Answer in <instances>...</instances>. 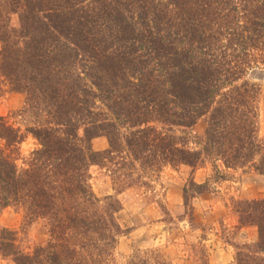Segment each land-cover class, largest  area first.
<instances>
[{"label":"trees","instance_id":"trees-1","mask_svg":"<svg viewBox=\"0 0 264 264\" xmlns=\"http://www.w3.org/2000/svg\"><path fill=\"white\" fill-rule=\"evenodd\" d=\"M8 13L18 28L5 25ZM260 65L264 0H0V77L31 111L49 107L46 124L24 129L38 148L20 165L14 153L24 136L0 116V212L19 207L48 234L25 254L15 232L0 229V254L14 264H115L126 232L115 217L120 205L97 198L88 179L91 165L111 163L121 149L133 169H194L214 158L264 175L260 87L240 82ZM201 119L195 142L185 130ZM100 136L108 149L94 152ZM238 205L258 239L240 246L233 264H264V199ZM129 264L168 263L156 252Z\"/></svg>","mask_w":264,"mask_h":264},{"label":"rangeland","instance_id":"rangeland-1","mask_svg":"<svg viewBox=\"0 0 264 264\" xmlns=\"http://www.w3.org/2000/svg\"><path fill=\"white\" fill-rule=\"evenodd\" d=\"M4 23L18 28L17 14H5ZM243 80L260 87L257 134L264 144V65L251 68L240 82ZM97 106L103 114L108 113L102 104ZM31 110L26 104V95L11 91L0 77V116L24 136L14 153V158H19L18 165L38 148L37 141L24 129L34 128L37 123L46 124L48 120L45 115L48 105L44 113ZM115 123L121 127L119 120ZM204 128L201 119L185 132L189 137H196V142L202 139ZM119 132L124 134L126 129L120 128ZM3 145L0 139V147ZM91 148L94 152L107 150V138H94ZM98 161L89 167V186L97 198L113 196L119 202L115 217L126 231L118 237L115 264H129L135 254L149 258L156 252L168 264H233L238 248L258 239L256 226L240 223L242 207L238 205L243 200L264 199V175L250 166L225 168L220 161L205 158L194 169L165 166L151 172L144 171L140 165L133 169L131 157L122 149L112 156L111 163ZM194 184L202 188L196 189ZM184 187L188 188L186 197ZM0 229L14 231L16 245L25 254L44 245L48 239L43 220L26 222L19 207L1 210ZM0 264L14 263L0 254Z\"/></svg>","mask_w":264,"mask_h":264}]
</instances>
